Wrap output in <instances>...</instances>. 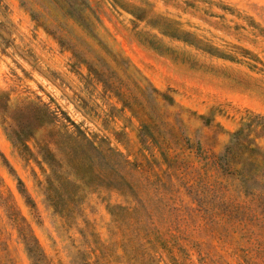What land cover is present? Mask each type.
Wrapping results in <instances>:
<instances>
[{
    "label": "rangeland",
    "instance_id": "obj_1",
    "mask_svg": "<svg viewBox=\"0 0 264 264\" xmlns=\"http://www.w3.org/2000/svg\"><path fill=\"white\" fill-rule=\"evenodd\" d=\"M87 1L108 45L134 71L123 78L128 104L74 65L21 0H0V92L11 111L46 103L121 152L129 162L121 186L132 196L101 185L81 193L72 219L58 215L45 196L50 171L38 148L48 134L35 130L23 156L0 118V264H34L19 233L24 224L42 264H264V212L216 168L248 116L264 117V0ZM75 33L87 58L105 56ZM153 87L165 96L154 98ZM256 142L264 148V135ZM116 204L155 226L153 249L124 247L109 211ZM12 206L24 219H13Z\"/></svg>",
    "mask_w": 264,
    "mask_h": 264
},
{
    "label": "trees",
    "instance_id": "obj_2",
    "mask_svg": "<svg viewBox=\"0 0 264 264\" xmlns=\"http://www.w3.org/2000/svg\"><path fill=\"white\" fill-rule=\"evenodd\" d=\"M21 1L26 7L30 4L28 10L33 20L71 51L74 65H85L88 76L97 80L105 91L112 93L123 104H128L123 78H129L134 71L123 54L108 45L101 32L104 29L101 19L87 0ZM76 29L98 45L105 56L87 58L81 47L84 42L75 33ZM134 86L141 91V86L136 83ZM152 93L154 98L165 96L154 87ZM131 96L137 99L135 95ZM9 106V96L0 92V118L8 122V135L20 154H30L27 141L35 130L43 129L49 136L40 140L38 148L50 171L46 176L44 192L55 213L72 219L81 193L84 190L97 191L101 185L121 197L132 196L131 191H124L121 186L124 182L123 168L129 162L117 149L104 140L89 137L64 111L54 110L46 103L25 102L12 111ZM32 117H35L34 127L29 123ZM263 135L264 117L248 116L247 121L232 134L224 152L217 157L216 168L221 175L236 181L237 187L264 212V148L256 142ZM9 168L10 172H14ZM18 184L26 204L34 209L35 205L20 179ZM109 211L124 229L125 248L131 246L136 251L141 248L149 252L159 242L155 226L149 221L137 219L134 207L116 204L110 206ZM12 215L13 219H24L17 215L13 206ZM19 233L30 259L34 264H42L44 255L30 226L24 224Z\"/></svg>",
    "mask_w": 264,
    "mask_h": 264
}]
</instances>
